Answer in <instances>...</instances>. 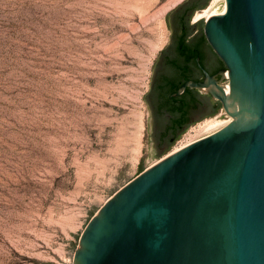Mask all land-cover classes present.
Wrapping results in <instances>:
<instances>
[{
	"label": "rangeland",
	"instance_id": "obj_1",
	"mask_svg": "<svg viewBox=\"0 0 264 264\" xmlns=\"http://www.w3.org/2000/svg\"><path fill=\"white\" fill-rule=\"evenodd\" d=\"M188 1L0 0V264H73L109 197L230 119L219 108L159 141L150 90ZM223 6L194 12L201 31Z\"/></svg>",
	"mask_w": 264,
	"mask_h": 264
},
{
	"label": "water",
	"instance_id": "obj_2",
	"mask_svg": "<svg viewBox=\"0 0 264 264\" xmlns=\"http://www.w3.org/2000/svg\"><path fill=\"white\" fill-rule=\"evenodd\" d=\"M224 5L203 24L220 79L185 82L174 95L203 89L230 121L109 197L73 264H264V0Z\"/></svg>",
	"mask_w": 264,
	"mask_h": 264
},
{
	"label": "flooded vegetation",
	"instance_id": "obj_3",
	"mask_svg": "<svg viewBox=\"0 0 264 264\" xmlns=\"http://www.w3.org/2000/svg\"><path fill=\"white\" fill-rule=\"evenodd\" d=\"M199 9L196 1L173 12L172 20L168 22L171 42L157 60L150 94L155 112L168 116L159 134L161 143L170 144L189 126L221 108L220 102L203 89L187 87L180 95H174L185 82H203L206 76L219 80L220 72L225 69L200 30L199 18H193Z\"/></svg>",
	"mask_w": 264,
	"mask_h": 264
},
{
	"label": "trees",
	"instance_id": "obj_4",
	"mask_svg": "<svg viewBox=\"0 0 264 264\" xmlns=\"http://www.w3.org/2000/svg\"><path fill=\"white\" fill-rule=\"evenodd\" d=\"M196 1H197V4L199 5V7H203V6H205L208 3L209 0H189L188 2H193L194 3ZM171 125H170V127H171Z\"/></svg>",
	"mask_w": 264,
	"mask_h": 264
},
{
	"label": "bare ground",
	"instance_id": "obj_5",
	"mask_svg": "<svg viewBox=\"0 0 264 264\" xmlns=\"http://www.w3.org/2000/svg\"><path fill=\"white\" fill-rule=\"evenodd\" d=\"M213 3H214V2H213ZM224 9H225V5L223 6L222 11L219 12V13H222V12L224 11ZM219 13H216L215 11L212 12V13H209V14L206 15V19H207L209 16H211V15H215V14H219ZM230 110H232V109H230ZM190 143H191V142H190ZM186 145H187V144H186ZM186 145H184V146H186ZM184 146H183V147H184ZM180 148H182V147H180ZM180 148L176 149L175 151L179 150ZM175 151H173V152H175Z\"/></svg>",
	"mask_w": 264,
	"mask_h": 264
},
{
	"label": "built area",
	"instance_id": "obj_6",
	"mask_svg": "<svg viewBox=\"0 0 264 264\" xmlns=\"http://www.w3.org/2000/svg\"><path fill=\"white\" fill-rule=\"evenodd\" d=\"M226 76H227V74H226V72H225V77H226ZM226 90H227V87H226ZM229 121H230V119H228V120L225 122V124H226L227 122H229ZM225 124H224V125H225ZM224 125H223V126H224Z\"/></svg>",
	"mask_w": 264,
	"mask_h": 264
}]
</instances>
